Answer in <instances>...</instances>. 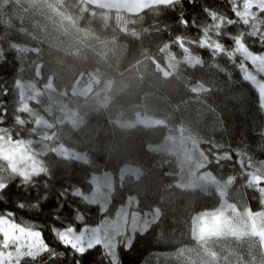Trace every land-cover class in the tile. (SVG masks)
I'll return each instance as SVG.
<instances>
[{"label": "trees", "instance_id": "16d2710c", "mask_svg": "<svg viewBox=\"0 0 264 264\" xmlns=\"http://www.w3.org/2000/svg\"><path fill=\"white\" fill-rule=\"evenodd\" d=\"M204 8L234 18L229 0H183L175 10L149 5L136 15L104 10L86 0H0V129L4 137L38 138L34 113L15 111L20 83L30 81L41 90L40 101L30 100L31 107L49 119L52 132L39 139L44 171L32 179L38 187H18L19 178L0 160V181L10 183L2 193L0 214L10 210L17 223L35 224L55 252L65 253L57 260L44 253L24 264H108L99 247L73 257L50 229L71 222L79 230L76 214H83V224L97 226L129 201L133 210L154 218L132 233L128 250L119 247L122 264H264L257 235L203 238L192 233L195 216L220 207L224 198L234 221V206L264 220V193L249 184L247 164L241 168L236 163V153L264 163V109L258 93L226 57L213 58L207 49L190 46L204 61L193 67L176 43L178 36H198L191 23L187 28L179 23L181 13L203 24L208 21ZM240 27L226 30L235 33ZM246 42L253 44L247 37ZM252 50L262 51L258 46ZM86 68L111 82L85 94L76 91L75 85L86 84ZM50 81L56 89L49 88ZM138 112L166 123L127 124ZM16 116L24 123H17ZM170 131L194 141L204 163L197 172L211 173L226 192L215 185L183 183L179 159L157 148ZM61 143L88 158L59 153L55 147ZM225 153L231 158L224 159ZM125 167L136 168L138 176L120 180ZM102 173L111 182L100 198L93 192ZM77 189L80 198L59 195ZM20 202L25 209L17 206Z\"/></svg>", "mask_w": 264, "mask_h": 264}, {"label": "snow or ice", "instance_id": "6c2138e0", "mask_svg": "<svg viewBox=\"0 0 264 264\" xmlns=\"http://www.w3.org/2000/svg\"><path fill=\"white\" fill-rule=\"evenodd\" d=\"M189 2H194V0H189ZM164 3L175 10L176 6L183 3V0H164ZM229 4L234 18L204 8L203 11L208 17V21L198 24L196 21L190 22L185 19L181 13L178 17L179 23L186 28L191 23V26L197 29L198 36L194 38L178 36L176 43L186 54L185 59L193 67L202 65L204 61L191 51L190 46L207 49L213 58L226 57L238 68L243 81L248 82L258 93L259 107L264 109V0H229ZM233 25L241 27L235 33L228 32L226 29ZM246 37L250 38L253 44L247 43ZM225 41H230L231 44L229 45ZM255 46L260 47L262 51H253ZM215 66L219 68V65ZM17 87H19L18 82ZM18 99L20 106L15 108V111H27L23 91L19 93ZM6 111L5 109L4 112L6 113ZM15 119L19 124L24 123L19 116H16ZM0 123H2V119H0ZM0 131L3 130L0 129ZM236 155L239 157L236 163L241 168L247 164L250 169L247 173L249 184L259 185L258 194L264 193V163L254 164L251 157L241 153H236ZM223 158L230 159L231 156L225 153ZM0 160L7 161L11 173L14 177L19 178L18 187L25 189L38 187L32 183V179L34 176L41 175L44 170H36L31 157L25 155L22 142L6 144L4 136L0 135ZM9 184L0 181V200L3 199L2 193L9 187ZM59 195L61 198L67 195L80 198L83 194L77 189L71 192L62 191ZM43 199L46 200L47 197ZM17 206L20 209L26 207L23 202ZM262 206H264V202H262ZM35 207H38V204ZM14 215L10 210L0 214V264H24L26 259L35 261L38 256L44 253H50L49 260L65 257V253H57L47 244L43 232L37 230L35 224H19L13 218ZM54 219L59 220V217L56 216ZM75 220L81 222L79 230L71 222H67L63 228L52 226L50 229L55 240L63 248L70 250L73 257H83L89 251L99 247L102 249L103 255L108 258V264H122L118 258V249L124 245L128 250L133 243L131 236L124 234V238L121 239V234L116 231V224H110L107 220L102 219L97 226L83 224V214H76ZM76 264H80V261L77 260Z\"/></svg>", "mask_w": 264, "mask_h": 264}, {"label": "rangeland", "instance_id": "374dc122", "mask_svg": "<svg viewBox=\"0 0 264 264\" xmlns=\"http://www.w3.org/2000/svg\"><path fill=\"white\" fill-rule=\"evenodd\" d=\"M83 80L86 83L85 85H75V90L83 94L87 93L94 87H98V89L102 88L101 85L107 87L111 82L109 77L105 76L102 79L101 75L94 74L93 72H88L87 75L83 76ZM101 80L102 83H100ZM48 86L51 89H56V86L51 81L48 83ZM20 90L25 93L24 104H26L27 109H30L36 116L38 138L35 140H27L22 138L14 139L11 137H4L5 143L22 142L25 149V155L31 157L36 170L44 169L42 160L39 156V139L46 138L48 135L52 134V132L49 131L51 123L47 117L35 111V108H32L30 104V100L40 101L41 90L30 81L21 82ZM56 116L57 118H60L59 115ZM131 123L156 124L166 123V121L158 116L138 112L133 120L127 122V124ZM122 124L125 125L126 122L123 121ZM0 135H3L2 131H0ZM157 148L175 155L179 159L181 163L180 175L186 186H200L207 188L215 185L223 192H226V190L221 187V182L211 173L207 171H202L201 173L197 172L204 164L203 155L194 141L183 132L170 131L167 137L157 145ZM55 150L66 156H73L79 159L88 158L86 152L79 151L65 143L56 146ZM137 176L138 171L136 168L125 167L120 174V180H124V178H136ZM95 180L96 189L93 192V195L103 198L106 196L105 187L110 184L111 180L105 173L96 176ZM130 205L131 202L129 201L125 206L120 208L115 217L105 220L109 221L110 224H116V231L118 234H127L132 237V233L138 228H144L147 223L154 218V215L149 213L143 214L137 210H133ZM228 205L229 199L224 198V202L220 207L209 209L196 215L192 224L193 235L196 237L209 238L223 234L241 236L251 233L259 237L264 251V220L261 219L262 216L252 214L248 208L240 210L234 206V212L238 215V219L234 221L227 212Z\"/></svg>", "mask_w": 264, "mask_h": 264}, {"label": "water", "instance_id": "95a60500", "mask_svg": "<svg viewBox=\"0 0 264 264\" xmlns=\"http://www.w3.org/2000/svg\"><path fill=\"white\" fill-rule=\"evenodd\" d=\"M104 10L128 12L131 15L140 13L149 5H163L164 0H86Z\"/></svg>", "mask_w": 264, "mask_h": 264}, {"label": "built area", "instance_id": "2783aa9c", "mask_svg": "<svg viewBox=\"0 0 264 264\" xmlns=\"http://www.w3.org/2000/svg\"><path fill=\"white\" fill-rule=\"evenodd\" d=\"M87 72H88L87 68H86V69H84V73H87Z\"/></svg>", "mask_w": 264, "mask_h": 264}]
</instances>
